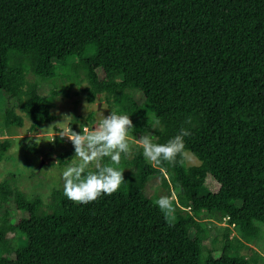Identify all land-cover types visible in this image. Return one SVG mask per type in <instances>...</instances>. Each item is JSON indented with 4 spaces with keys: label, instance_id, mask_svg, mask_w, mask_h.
Returning a JSON list of instances; mask_svg holds the SVG:
<instances>
[{
    "label": "trees",
    "instance_id": "obj_1",
    "mask_svg": "<svg viewBox=\"0 0 264 264\" xmlns=\"http://www.w3.org/2000/svg\"><path fill=\"white\" fill-rule=\"evenodd\" d=\"M72 58L86 71L89 101L106 98L129 115L130 133L154 143L189 130L186 150L201 163L178 156L154 168L138 149L128 162L137 177L127 186L88 204L55 187L47 210L41 194L26 193L10 172L0 203L14 199L20 215L13 221L6 212L0 223V264H200L204 249L205 264H264L241 251L258 241L264 223V0H0L7 126L28 119L39 132L57 118V92L43 83ZM88 118L99 122L93 112ZM82 126L72 121L70 134ZM63 143L71 160L72 142L55 137ZM11 145L0 139V161ZM160 185L184 208L170 223L151 191ZM207 215L219 223L229 217L219 247H206L214 230ZM12 230L23 237L10 247Z\"/></svg>",
    "mask_w": 264,
    "mask_h": 264
},
{
    "label": "rangeland",
    "instance_id": "obj_2",
    "mask_svg": "<svg viewBox=\"0 0 264 264\" xmlns=\"http://www.w3.org/2000/svg\"><path fill=\"white\" fill-rule=\"evenodd\" d=\"M94 45L88 46L84 58H89L95 51ZM86 71L80 64L77 58L70 59L67 64L59 66L57 76L49 81L43 83L45 91H51L54 88L57 92L55 97V106L52 112L56 115V119L51 122H46L42 125L39 132H33L28 129L30 122L26 119L27 125L19 127L16 125L7 126L4 121L5 100L2 91L0 90V139L10 138L12 145L7 151V157L0 161V181L5 180L9 173L14 171L17 173L19 184L21 188L28 194L40 193L45 203V209H49L48 204L51 200V192L55 187H63L64 181L62 179V172L68 166L72 165L75 160V153L72 159L69 160V155H63L69 149L68 143L55 145L54 139L59 134L69 135L70 124L75 121L80 127L89 125L88 115L94 113L96 119L99 121L103 116H107L113 111V105L107 101L106 98L91 102L87 98L86 87L88 86ZM130 136L139 139L136 134L130 133ZM25 143L34 144L39 143L42 149L38 153H31L25 148ZM131 143V142H130ZM134 143H131V150L127 155H121L120 164L113 165L123 170L124 183L121 185H128V182L135 179L136 171L128 163L132 160L134 153L138 150ZM187 165L199 164L200 159L195 156L190 150H186ZM63 158L68 160L63 163ZM104 162V161H103ZM94 169V166H93ZM155 194L157 200L161 196L169 197L172 202L174 200L179 204L173 202V207L176 209L182 208L179 199L175 193L169 194L163 187L156 186L151 190ZM182 206V207H181ZM184 209V208H182ZM9 212V217L13 221L18 220V208L14 199L8 200L5 204L0 203V223H5V213ZM204 221L208 223V227L214 228L209 239L208 244L214 247H219L224 239V232L226 226L229 225L226 219L220 223L215 218L205 216ZM262 232L256 243H251L241 248V251L248 256L259 255L264 259V223H259ZM232 236L237 233L234 226ZM10 238V247L17 244L23 237L19 230H12L8 233ZM215 236H218L217 238ZM206 242V241H205ZM209 251L204 249L201 254L200 264H205Z\"/></svg>",
    "mask_w": 264,
    "mask_h": 264
},
{
    "label": "clouds",
    "instance_id": "obj_3",
    "mask_svg": "<svg viewBox=\"0 0 264 264\" xmlns=\"http://www.w3.org/2000/svg\"><path fill=\"white\" fill-rule=\"evenodd\" d=\"M159 123L157 120L156 124ZM132 128L129 115L111 111L93 129L84 128L81 133L73 131L72 135L59 134L72 142L75 151L72 165L62 172L63 192L69 200L88 204L102 195L111 196L117 192L124 183L123 170L113 165L118 166L121 155L130 152L131 143L142 149L145 161L154 168H159L164 162L175 164L178 156L186 157L184 138L191 135L189 130L182 127L177 135L160 144L154 143L151 135H141L139 139L130 136ZM104 158H108L110 163H103ZM155 204L170 223V214L175 211L172 200L161 196Z\"/></svg>",
    "mask_w": 264,
    "mask_h": 264
},
{
    "label": "built area",
    "instance_id": "obj_4",
    "mask_svg": "<svg viewBox=\"0 0 264 264\" xmlns=\"http://www.w3.org/2000/svg\"><path fill=\"white\" fill-rule=\"evenodd\" d=\"M97 124V123H96ZM96 124H94L93 126L92 125H87V126H82V129H84V128H88V129H93L95 126H96ZM69 133H70V130H69ZM69 135H72V134H69ZM66 137V136H65ZM66 140H69L67 137H66ZM229 217H226L225 219H226V221H228L227 219H228ZM232 226H234L235 227V225L234 224H232Z\"/></svg>",
    "mask_w": 264,
    "mask_h": 264
},
{
    "label": "water",
    "instance_id": "obj_5",
    "mask_svg": "<svg viewBox=\"0 0 264 264\" xmlns=\"http://www.w3.org/2000/svg\"><path fill=\"white\" fill-rule=\"evenodd\" d=\"M100 96V95H99Z\"/></svg>",
    "mask_w": 264,
    "mask_h": 264
}]
</instances>
